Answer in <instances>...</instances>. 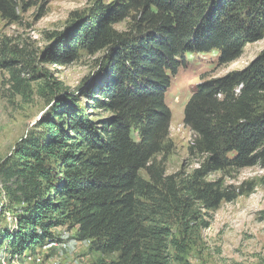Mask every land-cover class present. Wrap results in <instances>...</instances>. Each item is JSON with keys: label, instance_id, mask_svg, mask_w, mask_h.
Instances as JSON below:
<instances>
[{"label": "trees", "instance_id": "trees-1", "mask_svg": "<svg viewBox=\"0 0 264 264\" xmlns=\"http://www.w3.org/2000/svg\"><path fill=\"white\" fill-rule=\"evenodd\" d=\"M16 6L0 0V14L15 17ZM90 12L73 13L72 31L55 32L44 55L66 65L104 51L106 81L91 99L93 112L109 116L90 117L57 81L39 88L48 112L0 161L3 210L15 223L8 228L0 211V254L36 252L66 226L90 251L115 255L100 264H179L200 222L207 227L201 209L246 192L207 176L264 165V51L192 93L184 123L195 134L190 152L203 161L185 177L165 171L173 148L166 92L186 55L216 54L226 64L263 39L264 0H96ZM129 18L127 30L116 29ZM14 63L1 61L9 70ZM11 79L15 91L31 95L15 70Z\"/></svg>", "mask_w": 264, "mask_h": 264}, {"label": "rangeland", "instance_id": "rangeland-1", "mask_svg": "<svg viewBox=\"0 0 264 264\" xmlns=\"http://www.w3.org/2000/svg\"><path fill=\"white\" fill-rule=\"evenodd\" d=\"M15 1V17L5 18L0 14V161L15 151L36 121L48 112L51 105L39 91L45 81H57L68 92L77 95L93 119L109 116L93 112L91 99L97 96L100 84L106 81L104 51L85 54L66 65L46 61L44 55L46 49L58 41L55 32L72 31L73 13H81L86 19L96 0ZM100 1L107 4L115 0ZM130 20L116 25V29L127 30ZM262 51L264 38L247 43L242 53L226 64H222L216 54L185 56L186 64L171 77L172 85L166 92V103L172 111L169 139L173 143L164 161L167 175L179 173L185 177L203 161L202 156L190 152L195 134L184 123V109L197 86L205 80L244 69ZM3 58L15 60L11 70L30 85L32 93L29 97L12 88L11 70L1 64ZM207 179L219 182L224 189L238 191L242 188L246 192L233 201L222 202L215 210L201 209L207 227L199 220L200 230L195 233V242L179 264H264V165L225 169L209 174ZM6 203L8 197L0 179V211L4 213L1 217L8 228L15 229L13 213L3 210ZM54 230L60 240L68 243L67 248H41L18 254L19 257L2 253L0 264H40L37 257L42 260L41 264H100L101 259L109 261L115 257L90 251L88 242L74 238L75 229L62 226Z\"/></svg>", "mask_w": 264, "mask_h": 264}, {"label": "built area", "instance_id": "built-area-1", "mask_svg": "<svg viewBox=\"0 0 264 264\" xmlns=\"http://www.w3.org/2000/svg\"><path fill=\"white\" fill-rule=\"evenodd\" d=\"M62 247V248H67L68 247V243L64 240H60L57 238L51 239L48 242H46V244L42 247L43 250L49 249V248H53V247ZM19 253H16V257H19L18 255ZM37 257V256H35ZM37 262H40V264L42 263V260L40 259V257H37L36 259Z\"/></svg>", "mask_w": 264, "mask_h": 264}]
</instances>
